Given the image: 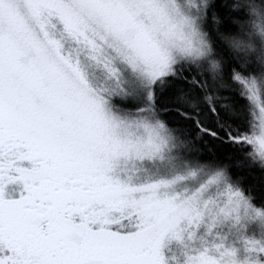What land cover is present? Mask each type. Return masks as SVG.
Listing matches in <instances>:
<instances>
[{
	"label": "snow or ice",
	"instance_id": "6c2138e0",
	"mask_svg": "<svg viewBox=\"0 0 264 264\" xmlns=\"http://www.w3.org/2000/svg\"><path fill=\"white\" fill-rule=\"evenodd\" d=\"M0 264H264V0H0Z\"/></svg>",
	"mask_w": 264,
	"mask_h": 264
}]
</instances>
